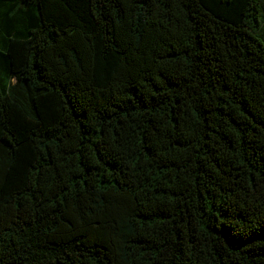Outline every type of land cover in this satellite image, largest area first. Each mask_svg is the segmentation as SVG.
I'll return each mask as SVG.
<instances>
[{"label": "trees", "instance_id": "1", "mask_svg": "<svg viewBox=\"0 0 264 264\" xmlns=\"http://www.w3.org/2000/svg\"><path fill=\"white\" fill-rule=\"evenodd\" d=\"M0 264H264V0H0Z\"/></svg>", "mask_w": 264, "mask_h": 264}, {"label": "rangeland", "instance_id": "2", "mask_svg": "<svg viewBox=\"0 0 264 264\" xmlns=\"http://www.w3.org/2000/svg\"><path fill=\"white\" fill-rule=\"evenodd\" d=\"M98 223V222H97ZM104 225H99V224H92L89 227H87V234H90L91 236H99L102 235V239L105 240V243L110 247V248H115V245H117V252L119 254L120 252V245L113 243L111 236H115V232L113 231V225H117L119 223V214H113L111 213L110 216L104 218ZM117 233V229H115Z\"/></svg>", "mask_w": 264, "mask_h": 264}]
</instances>
